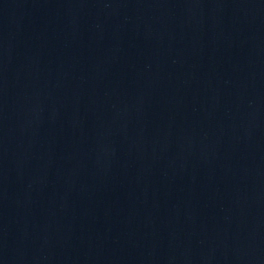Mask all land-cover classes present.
Listing matches in <instances>:
<instances>
[{"label":"water","instance_id":"95a60500","mask_svg":"<svg viewBox=\"0 0 264 264\" xmlns=\"http://www.w3.org/2000/svg\"><path fill=\"white\" fill-rule=\"evenodd\" d=\"M0 264H264V0H0Z\"/></svg>","mask_w":264,"mask_h":264}]
</instances>
